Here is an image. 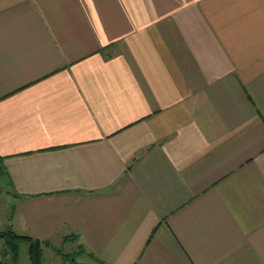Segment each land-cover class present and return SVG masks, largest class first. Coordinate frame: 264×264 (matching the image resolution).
<instances>
[{"label":"crops","instance_id":"crops-1","mask_svg":"<svg viewBox=\"0 0 264 264\" xmlns=\"http://www.w3.org/2000/svg\"><path fill=\"white\" fill-rule=\"evenodd\" d=\"M0 168L40 263L264 264V0H0Z\"/></svg>","mask_w":264,"mask_h":264},{"label":"rangeland","instance_id":"rangeland-1","mask_svg":"<svg viewBox=\"0 0 264 264\" xmlns=\"http://www.w3.org/2000/svg\"><path fill=\"white\" fill-rule=\"evenodd\" d=\"M3 177L2 175V168H0V178ZM7 185L5 186L4 184H1L0 182V231L1 230H6L7 228L10 227L8 217L9 212L11 211V205H12V197L9 195V193H6ZM9 236H1L0 237V260H5L12 262L14 260L15 264H33V257L31 254L32 248H33V240L28 239V238H23L21 240L16 241ZM10 243H14L16 246V254L13 256V251L10 249ZM38 243V242H37ZM38 246L41 251V244L38 243ZM57 247L61 250V253H64V264H76V262L73 260L71 261L69 257L76 256L70 247V243H65V242H59L57 243ZM56 256V253L53 249L47 248L46 251L44 252V260H42V263L40 264H51L52 261H50V255ZM40 259L41 261V256L42 252H39ZM68 256V258H67ZM16 260V261H15Z\"/></svg>","mask_w":264,"mask_h":264},{"label":"trees","instance_id":"trees-1","mask_svg":"<svg viewBox=\"0 0 264 264\" xmlns=\"http://www.w3.org/2000/svg\"><path fill=\"white\" fill-rule=\"evenodd\" d=\"M1 236H9V238L13 239L16 241V243L18 242V240H21L23 238H28L29 237L27 235H21V234H17L15 233L11 227L7 228L6 230H1L0 231V237ZM8 238V239H9ZM39 241H36V240H33V248H32V251H31V254H32V257H33V264H40V256H39V252H40V248L38 246V243ZM10 249L13 251V256L16 254V246L15 244L13 243H10ZM41 253V252H40ZM16 261V260H15ZM16 263V262H15ZM14 263V260H12V262H9V261H5V260H0V264H15Z\"/></svg>","mask_w":264,"mask_h":264}]
</instances>
